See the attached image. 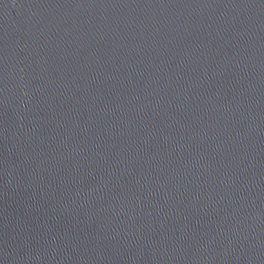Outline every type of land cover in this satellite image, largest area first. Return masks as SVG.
<instances>
[{
	"label": "water",
	"instance_id": "1",
	"mask_svg": "<svg viewBox=\"0 0 264 264\" xmlns=\"http://www.w3.org/2000/svg\"><path fill=\"white\" fill-rule=\"evenodd\" d=\"M0 264H264V0H0Z\"/></svg>",
	"mask_w": 264,
	"mask_h": 264
}]
</instances>
